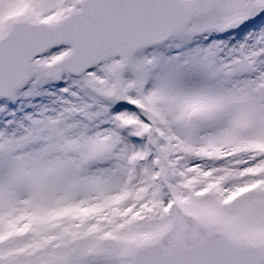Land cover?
<instances>
[{
  "label": "snow or ice",
  "instance_id": "6c2138e0",
  "mask_svg": "<svg viewBox=\"0 0 264 264\" xmlns=\"http://www.w3.org/2000/svg\"><path fill=\"white\" fill-rule=\"evenodd\" d=\"M0 264H264V0H0Z\"/></svg>",
  "mask_w": 264,
  "mask_h": 264
}]
</instances>
